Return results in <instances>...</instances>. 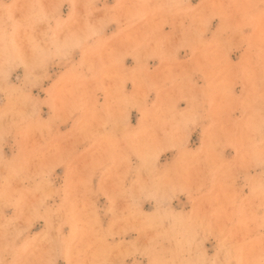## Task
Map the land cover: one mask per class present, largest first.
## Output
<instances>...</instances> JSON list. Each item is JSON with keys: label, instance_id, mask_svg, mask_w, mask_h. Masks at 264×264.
Here are the masks:
<instances>
[{"label": "rangeland", "instance_id": "374dc122", "mask_svg": "<svg viewBox=\"0 0 264 264\" xmlns=\"http://www.w3.org/2000/svg\"><path fill=\"white\" fill-rule=\"evenodd\" d=\"M73 0H64L63 18ZM115 0H109V5ZM220 0H189L206 20L164 23L155 27L149 21L138 22L130 31L100 45L85 66L79 67V50L71 63L48 60L35 71L13 67L7 74L9 90L19 89L26 99L19 111L38 115L39 126L32 138L39 146L41 159L71 147V134L54 139L42 136L43 122L53 120L61 133H68L72 121L57 113L54 101L73 91L96 90L97 103L103 104L114 74L102 66L119 65L121 89L129 97L123 104L116 127L117 156L111 163L101 160V149L80 142L72 154L70 167L59 164L41 176L27 171L8 175V190L16 194L17 207H3L0 217L15 220L24 213L18 227L23 242L43 245L65 264L58 253V234L67 237L72 224L79 222V235L73 246H86L90 232L106 235V243L117 249L122 264H150L159 253L176 250L172 233L190 217H218L215 228H199L184 238L186 246L203 259H223L222 241L227 235L243 246L248 257L259 254V218L264 205L259 190L264 184V166L254 163L240 144L244 125L251 112L242 104L255 88L264 91L260 73L264 68L261 31L245 23L239 12L231 18L212 15L211 5ZM241 3L244 0H231ZM14 17L24 15L25 0H4ZM103 5H96L101 7ZM103 13L95 14L97 20ZM45 31L46 24L36 26ZM119 25L108 23L104 32L111 37ZM148 37V47L139 56L126 54L130 41ZM91 65V70L89 68ZM9 97L0 91V108ZM257 110H260L259 106ZM196 116L195 121L190 117ZM133 146L134 150H128ZM123 150V155H119ZM21 151L9 136L0 143V155L13 160ZM96 161L97 163L93 164ZM177 170L197 181L199 193L194 197L183 180L174 178L166 193L153 191L155 176H172ZM35 172V167L33 169ZM146 191L135 205V216L126 220L130 201L123 189L136 192V184ZM37 203L39 210L30 215L26 205ZM70 207L74 216L69 215ZM19 209V211H18ZM20 212V213H19ZM166 216L164 228L151 227L153 221ZM159 250V251H158Z\"/></svg>", "mask_w": 264, "mask_h": 264}, {"label": "clouds", "instance_id": "9594fccd", "mask_svg": "<svg viewBox=\"0 0 264 264\" xmlns=\"http://www.w3.org/2000/svg\"><path fill=\"white\" fill-rule=\"evenodd\" d=\"M64 0H25L24 15L21 19L14 17L13 9L0 0V91L9 97V104L0 108V143L11 136L21 146V151L11 161H6L0 155V209L3 207H17L16 194L8 190V175L17 171H27L32 166L31 175L41 176L59 164L70 167L72 154L76 145L88 141L90 145L101 149V160L111 163L117 156L115 145L116 127L120 120V113L127 97L122 89V80L119 75V65L105 64L102 67L111 70V86L108 89L104 103H97L96 90H73L54 101L57 113L72 121L68 133H61L56 122L49 120L43 122L42 136L54 139L71 134L73 143L70 148L57 152L48 159H41L39 146L33 141L34 130L39 126L38 115H26L18 108L24 103L26 97L19 89L9 90L7 74L16 66H24L26 70L35 71L48 60H60L71 63L73 52L79 50L81 63L85 66L86 58H91L98 51L101 44L118 38L125 30H131L138 22L149 21L155 27L164 23L180 21L181 26L186 21L195 22L206 20L203 13L193 7L189 0H115L109 5V0H73L70 5L68 17L60 14ZM103 5L96 7V5ZM239 12L243 21L251 23L261 31L262 44H264V0H244L233 3L231 0H220L211 5L210 13L220 15L224 19L231 18ZM103 13L99 20L95 14ZM108 23L119 25L120 31L107 36L104 32ZM46 24L45 31H37L36 26ZM148 37L141 41H130L128 55L139 56L148 47ZM264 63V56L261 57ZM91 70V65H89ZM260 80L264 81V68L260 73ZM260 110H257V108ZM243 112H251L240 137V144L246 148L254 163L264 166V91L255 88L242 104ZM195 121L196 116L190 117ZM134 150L133 146H127ZM119 155H123V150ZM97 163L96 161L93 164ZM35 167V172L33 171ZM174 178L183 180L185 187L193 192L194 197L199 193L197 181L187 174L177 170L172 176H155L153 191L166 193L172 186ZM136 184V192L132 189H123L122 195L127 192L131 202L126 220L135 216L136 202L145 194L143 184ZM259 197L264 205V184L259 190ZM198 198V197H196ZM37 203L26 205L30 215L38 212ZM19 211V209H18ZM20 213V212H19ZM24 213L15 220L4 221L0 217V264H56V257L51 250H45L43 245L51 243L48 237L32 243L17 241L23 235L22 229L17 225L21 218L24 222ZM69 215L74 216V209L70 207ZM166 216L156 218L151 227L164 228ZM218 217L213 213L211 217H197L195 214L177 231L172 233L176 240V250L171 253H159L150 264H264V216L260 217L259 239L262 241L259 254L248 257L243 246L234 244L227 235L222 241L223 259H203L194 254L190 247L184 243L185 236L199 228H215ZM79 222L72 224L73 231L67 237L58 234V253L65 260V264H122L116 258L117 249L106 243V235L90 232V242L86 246H73L79 235Z\"/></svg>", "mask_w": 264, "mask_h": 264}, {"label": "bare ground", "instance_id": "6f19581e", "mask_svg": "<svg viewBox=\"0 0 264 264\" xmlns=\"http://www.w3.org/2000/svg\"><path fill=\"white\" fill-rule=\"evenodd\" d=\"M159 251V250H158Z\"/></svg>", "mask_w": 264, "mask_h": 264}]
</instances>
